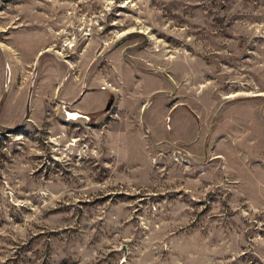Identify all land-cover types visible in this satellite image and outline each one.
Masks as SVG:
<instances>
[{
	"label": "rangeland",
	"instance_id": "1",
	"mask_svg": "<svg viewBox=\"0 0 264 264\" xmlns=\"http://www.w3.org/2000/svg\"><path fill=\"white\" fill-rule=\"evenodd\" d=\"M0 264H264V0H0Z\"/></svg>",
	"mask_w": 264,
	"mask_h": 264
},
{
	"label": "crops",
	"instance_id": "2",
	"mask_svg": "<svg viewBox=\"0 0 264 264\" xmlns=\"http://www.w3.org/2000/svg\"><path fill=\"white\" fill-rule=\"evenodd\" d=\"M78 103H79V98H78ZM176 104V105H175ZM174 105H171V107L173 108V110L174 109H176L178 106H180V104L179 103H175ZM81 109H84V108H82V107H80ZM171 108V109H172ZM93 110H94V108H93ZM172 119V115H171V117H170V120ZM169 126V125H168Z\"/></svg>",
	"mask_w": 264,
	"mask_h": 264
},
{
	"label": "water",
	"instance_id": "3",
	"mask_svg": "<svg viewBox=\"0 0 264 264\" xmlns=\"http://www.w3.org/2000/svg\"><path fill=\"white\" fill-rule=\"evenodd\" d=\"M109 104H111V103H109ZM109 104L107 105V108H109Z\"/></svg>",
	"mask_w": 264,
	"mask_h": 264
},
{
	"label": "bare ground",
	"instance_id": "4",
	"mask_svg": "<svg viewBox=\"0 0 264 264\" xmlns=\"http://www.w3.org/2000/svg\"><path fill=\"white\" fill-rule=\"evenodd\" d=\"M257 94H263V93H260V92H259V93H257ZM234 96H235V95H234Z\"/></svg>",
	"mask_w": 264,
	"mask_h": 264
}]
</instances>
